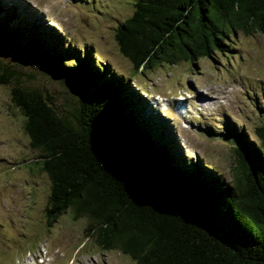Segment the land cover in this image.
Masks as SVG:
<instances>
[{"label":"trees","instance_id":"obj_1","mask_svg":"<svg viewBox=\"0 0 264 264\" xmlns=\"http://www.w3.org/2000/svg\"><path fill=\"white\" fill-rule=\"evenodd\" d=\"M117 32L134 71L149 72L223 52L230 34L264 36V0H134ZM19 51L43 62L78 103L65 117L36 90L11 92L51 183L50 222L67 211L85 218V235L99 249L136 264H264V119L256 144L244 139L233 148L229 186L200 165L187 170L137 118L128 89L106 78V66L86 56L66 67L69 50L49 54L33 39ZM13 78L0 63V85Z\"/></svg>","mask_w":264,"mask_h":264},{"label":"rangeland","instance_id":"obj_2","mask_svg":"<svg viewBox=\"0 0 264 264\" xmlns=\"http://www.w3.org/2000/svg\"><path fill=\"white\" fill-rule=\"evenodd\" d=\"M17 2L22 8L0 0V39L18 51L24 39L39 42L49 54L69 50L72 62L65 61L66 67L75 65L73 57L82 62L86 56L106 66V78L121 79L128 89L137 118L171 146L187 170L200 165L232 186L233 148L244 139L256 144L254 128L264 119V36L230 34L223 38V52L139 73L116 42L117 27L132 15L134 0ZM0 61L14 72L11 84L0 85V264H136L87 238V219L76 220L70 211L47 219L51 183L11 92L14 86L36 90L65 117L78 109L77 99L43 62L21 52L0 55ZM175 98L183 117L174 111Z\"/></svg>","mask_w":264,"mask_h":264},{"label":"water","instance_id":"obj_3","mask_svg":"<svg viewBox=\"0 0 264 264\" xmlns=\"http://www.w3.org/2000/svg\"><path fill=\"white\" fill-rule=\"evenodd\" d=\"M19 53L20 52L15 47L8 44L5 40L0 39V55L2 57H14V56L19 55ZM0 63L5 67V65L1 61H0ZM11 72H12V74H14L13 71H11Z\"/></svg>","mask_w":264,"mask_h":264},{"label":"bare ground","instance_id":"obj_4","mask_svg":"<svg viewBox=\"0 0 264 264\" xmlns=\"http://www.w3.org/2000/svg\"><path fill=\"white\" fill-rule=\"evenodd\" d=\"M14 1L16 2V4L18 5L19 8H22L20 3L17 2V0H14ZM38 23H41V22L39 21ZM2 29H3V27H2Z\"/></svg>","mask_w":264,"mask_h":264}]
</instances>
